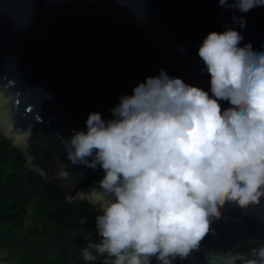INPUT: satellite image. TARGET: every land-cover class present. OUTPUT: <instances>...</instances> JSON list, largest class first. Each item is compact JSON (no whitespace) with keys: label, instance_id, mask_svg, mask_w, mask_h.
Segmentation results:
<instances>
[{"label":"clouds","instance_id":"1","mask_svg":"<svg viewBox=\"0 0 264 264\" xmlns=\"http://www.w3.org/2000/svg\"><path fill=\"white\" fill-rule=\"evenodd\" d=\"M217 2L233 14L232 26L209 31L197 48L211 95L160 68L120 95L110 117L90 111L85 128L57 133L68 161L103 170L90 199L99 239L86 233L85 261L186 260L226 204L264 222V45L244 47L235 30H247L246 17L264 10V0ZM247 244L246 252L211 251L208 264H264V237Z\"/></svg>","mask_w":264,"mask_h":264},{"label":"water","instance_id":"2","mask_svg":"<svg viewBox=\"0 0 264 264\" xmlns=\"http://www.w3.org/2000/svg\"><path fill=\"white\" fill-rule=\"evenodd\" d=\"M232 16L217 0H0V137L68 201L94 208L103 170L68 161L57 133L85 128L90 111L110 117L120 95L160 68L211 95L197 48L209 31L232 26ZM246 19L247 30H235L258 51L264 10ZM221 212L202 248L175 264H208L213 250L246 252L250 237H264L254 211L226 204Z\"/></svg>","mask_w":264,"mask_h":264},{"label":"trees","instance_id":"3","mask_svg":"<svg viewBox=\"0 0 264 264\" xmlns=\"http://www.w3.org/2000/svg\"><path fill=\"white\" fill-rule=\"evenodd\" d=\"M24 157L0 139V251L18 264H106L83 259L87 232L96 235L97 211L86 201L68 202L40 176L26 171ZM33 219L26 232V219ZM48 241L57 243L55 250Z\"/></svg>","mask_w":264,"mask_h":264},{"label":"rangeland","instance_id":"4","mask_svg":"<svg viewBox=\"0 0 264 264\" xmlns=\"http://www.w3.org/2000/svg\"><path fill=\"white\" fill-rule=\"evenodd\" d=\"M33 224V219L31 217H28L26 219V232L31 231ZM47 246L50 247L52 250H55L57 247V243L54 241H50L47 243Z\"/></svg>","mask_w":264,"mask_h":264},{"label":"flooded vegetation","instance_id":"5","mask_svg":"<svg viewBox=\"0 0 264 264\" xmlns=\"http://www.w3.org/2000/svg\"><path fill=\"white\" fill-rule=\"evenodd\" d=\"M0 139H3V140H5L4 138H2V137H0ZM5 141H7V140H5ZM8 142V141H7ZM9 143V142H8ZM10 144V143H9ZM10 146H11V144H10ZM12 147V146H11ZM24 165V164H23ZM25 167V166H24ZM25 169H26V171H29V172H33V171H31V170H28L26 167H25ZM33 173H35V172H33ZM35 174H37V173H35ZM38 176H40L39 174H37ZM41 177V176H40ZM48 184V183H47ZM51 188H54V187H52L50 184H48ZM55 189V188H54ZM56 190V189H55ZM63 196V195H62ZM64 197V196H63ZM65 198V197H64ZM66 199V198H65ZM67 200V199H66ZM68 201V200H67ZM68 202H72V201H68ZM76 202V201H75ZM91 206V205H90ZM48 242H50V241H48Z\"/></svg>","mask_w":264,"mask_h":264},{"label":"snow or ice","instance_id":"6","mask_svg":"<svg viewBox=\"0 0 264 264\" xmlns=\"http://www.w3.org/2000/svg\"><path fill=\"white\" fill-rule=\"evenodd\" d=\"M38 119H41V117H38Z\"/></svg>","mask_w":264,"mask_h":264}]
</instances>
